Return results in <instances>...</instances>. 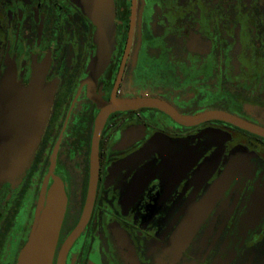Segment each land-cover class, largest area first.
<instances>
[{
    "label": "flooded vegetation",
    "instance_id": "1",
    "mask_svg": "<svg viewBox=\"0 0 264 264\" xmlns=\"http://www.w3.org/2000/svg\"><path fill=\"white\" fill-rule=\"evenodd\" d=\"M115 41L93 79L95 25L71 0H0V84L32 81L46 114L30 162L0 185V264L19 254L42 197L66 216L51 264L86 201L94 124L107 113L88 219L64 264H264V0H110Z\"/></svg>",
    "mask_w": 264,
    "mask_h": 264
},
{
    "label": "water",
    "instance_id": "2",
    "mask_svg": "<svg viewBox=\"0 0 264 264\" xmlns=\"http://www.w3.org/2000/svg\"><path fill=\"white\" fill-rule=\"evenodd\" d=\"M77 4L95 25L97 55L93 61V79L109 61L115 41V23L110 0H71ZM38 86L34 81L28 87L18 88L3 80L0 84V185L16 184L24 174L33 155L46 114V100L35 97ZM155 107L170 114L182 123H192L209 117H220L218 111H209L192 117L173 112L157 98L142 97L111 100L105 103L94 124L90 149V173L86 201L81 219L59 251L56 264H64L65 253L72 238L82 229L88 219L93 202L97 177V140L108 112L118 109ZM52 237L44 233L37 243L30 246L23 264H51Z\"/></svg>",
    "mask_w": 264,
    "mask_h": 264
},
{
    "label": "rangeland",
    "instance_id": "3",
    "mask_svg": "<svg viewBox=\"0 0 264 264\" xmlns=\"http://www.w3.org/2000/svg\"><path fill=\"white\" fill-rule=\"evenodd\" d=\"M67 197L61 185H53L46 197H42L34 213V222L30 228L28 237L19 254H23L21 264L24 263L26 254L30 246L39 241V238L46 232H49L53 241V250L56 240L62 228L66 216ZM53 256V253H52ZM51 256V260H52Z\"/></svg>",
    "mask_w": 264,
    "mask_h": 264
}]
</instances>
